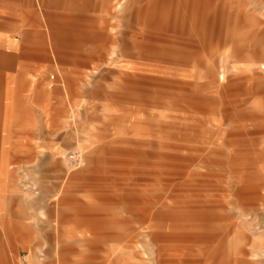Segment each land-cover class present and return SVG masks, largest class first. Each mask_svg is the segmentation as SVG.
I'll return each mask as SVG.
<instances>
[{
	"label": "rangeland",
	"instance_id": "374dc122",
	"mask_svg": "<svg viewBox=\"0 0 264 264\" xmlns=\"http://www.w3.org/2000/svg\"><path fill=\"white\" fill-rule=\"evenodd\" d=\"M101 1L0 0L56 98L4 144L0 264L264 259V0Z\"/></svg>",
	"mask_w": 264,
	"mask_h": 264
},
{
	"label": "crops",
	"instance_id": "0c3cea01",
	"mask_svg": "<svg viewBox=\"0 0 264 264\" xmlns=\"http://www.w3.org/2000/svg\"><path fill=\"white\" fill-rule=\"evenodd\" d=\"M40 1L46 8L50 6L55 7L58 4V0ZM102 7L103 0L101 1V8ZM227 11L228 9L223 11L224 15ZM247 12L248 11L246 10V8L245 10H243L242 6L240 5L239 14L241 15L239 20V27L244 28L245 31L248 27ZM229 15H225L228 21H230L231 19V16ZM48 19L50 20V24H52V26L50 25L52 30L54 28L55 22L57 21V19H59L58 14L49 13ZM87 20L90 21V18H87ZM36 23L37 26H41V20L38 15H36ZM256 23L260 24L259 21ZM53 33L52 37L53 35L55 36L53 44L56 45V35L58 36V34ZM241 36L243 35L241 34ZM28 60L29 56L23 51L22 38L15 32H13L12 29H9L4 25H0V141L4 142L3 148L0 152L1 157H6L9 155L6 146H4L5 142L19 139L33 140L35 138H38L37 133L40 130L39 126H46L45 119L47 116L48 104L51 101L54 102L56 99L52 98L50 95L45 75L40 73L35 67H32L31 65L26 63ZM54 115L55 112H53V116ZM4 162L5 160H2V165L4 164ZM1 173L3 174V171ZM258 186L261 189L262 186ZM3 189V184H0V190ZM2 206L3 205L0 196V220L3 221V225L1 226L4 227V231L9 230L10 240L12 241L14 239L13 236H15V232L9 227L6 217H4L5 214L3 213ZM84 223L86 228L85 230H80L81 239H87V233L93 235L95 232H97L91 231L92 225L90 223ZM127 224L128 223L126 222V225ZM112 228L111 230L100 232L102 233V236L97 233V237L101 236L106 239L113 240L122 239L125 240V246H129L133 242V237L128 236L127 239H125V236L127 235L126 232L120 234V232H117ZM228 234L229 231H223L207 236V242L209 243V245H211L210 243H214L217 240L218 242L215 247H212V250H214V252H210L205 260L204 258L199 259V264H217L216 261L218 260V258L216 255V251L222 250V244L224 243V240ZM239 252L240 254H242V256H246L248 254L247 250H245L244 248L239 249ZM221 260H224V258H222ZM231 263L261 264L264 263V259L250 261L245 257H236L234 260H231Z\"/></svg>",
	"mask_w": 264,
	"mask_h": 264
},
{
	"label": "built area",
	"instance_id": "2783aa9c",
	"mask_svg": "<svg viewBox=\"0 0 264 264\" xmlns=\"http://www.w3.org/2000/svg\"><path fill=\"white\" fill-rule=\"evenodd\" d=\"M52 77H54V76H52ZM79 156H80V154H76V155H73L72 158H76L77 159Z\"/></svg>",
	"mask_w": 264,
	"mask_h": 264
}]
</instances>
